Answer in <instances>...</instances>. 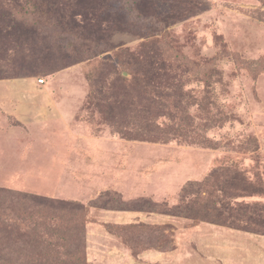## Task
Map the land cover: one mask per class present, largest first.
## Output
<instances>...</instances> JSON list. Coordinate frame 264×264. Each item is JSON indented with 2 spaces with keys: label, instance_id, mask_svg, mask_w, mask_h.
I'll use <instances>...</instances> for the list:
<instances>
[{
  "label": "rangeland",
  "instance_id": "374dc122",
  "mask_svg": "<svg viewBox=\"0 0 264 264\" xmlns=\"http://www.w3.org/2000/svg\"><path fill=\"white\" fill-rule=\"evenodd\" d=\"M51 2L0 42V264H92L67 225L174 201L136 264H264V0Z\"/></svg>",
  "mask_w": 264,
  "mask_h": 264
},
{
  "label": "trees",
  "instance_id": "16d2710c",
  "mask_svg": "<svg viewBox=\"0 0 264 264\" xmlns=\"http://www.w3.org/2000/svg\"><path fill=\"white\" fill-rule=\"evenodd\" d=\"M79 5H80V2H79ZM64 14L65 13L60 12V9H55V4L52 3L51 0H0V42L3 39H7L8 37H11L13 33L19 32L23 30V28H28L31 25L36 27L39 25L42 26V24L52 23V24H49L50 26H52L54 23L52 15H58L62 18H65ZM58 23H59L58 26L61 27V29L65 28V26H68L70 28L80 26L78 22L74 19V17L71 20L64 19V20L58 21ZM38 30L41 31L40 28ZM39 31H38V35H39ZM12 74H18V73H12ZM185 166H187V168L190 167L189 165H185ZM185 166H183L182 168H186ZM193 169H191L189 172H187V169L185 170L182 176V180L184 182L185 181L188 183L200 182V179L201 178L203 179L205 173L207 172L204 169L203 170H200L199 168L198 169L193 168ZM206 170H208L207 167H206ZM197 172L200 173V175H198ZM210 179H212V177ZM210 179L208 180L210 181ZM185 189H186L185 187L182 189V194L184 193ZM23 196H15V199H17L16 202H22V200H26L25 205L30 208L34 206L33 201H38L37 203H39L40 201L39 198L34 197V196L29 197V198L27 196H24V197ZM120 201L122 205L128 206V204L130 203L128 201H123V200H120ZM160 203L161 202H157L155 206H158ZM163 203H166V204H160V205L165 206L166 208H171L167 204V202H163ZM105 205L106 206H101V207H98V205H96L95 210L100 211V212L101 211H135V212H145L149 214H155L158 216L161 215L163 216L162 222L158 223V225H164L166 221H169V222L176 221V222L181 223V222H184L186 218H189L188 216L186 217V215L181 212L182 202L178 203V201H174L172 205L173 208L176 207L178 211L172 210V211H166V212H159L158 210L145 209L143 207L142 208H135V207L128 208L125 206L113 207L110 205V203H107ZM109 205L111 207H109ZM47 206L48 204H44V208H47ZM90 222L91 220L85 222L83 227L73 226L72 228V226H70L68 228V225H67V228H66L67 234H70L71 237L74 235L76 236V239L74 240V241H77L78 243L76 246L78 248L80 247L83 249L82 257H83V254L84 255L87 254L86 257L88 258V261H87L88 263H89V258H90L89 248H87V252H86L85 243H86V238H87V226ZM38 226L39 225L37 224L36 227ZM36 227L33 229L34 233L38 231ZM104 227L107 232L113 233L112 231H114L113 234H115L119 238L121 244L130 251L131 258L134 263H137L138 262L137 260H140V258L145 257V255H148L150 253L163 252L162 250L163 243L161 244V241H159L160 240L159 237L161 236V234L164 233V230L167 228V226L160 227V226H155V225L151 226V224H146V223H140V224L132 223V224H127V225L104 224ZM149 228H151L153 231H150ZM32 236L33 234L31 233V237ZM155 244L157 246H155ZM28 246L34 247V244H31V245L28 244L23 247H28ZM131 251H135V252L139 251L138 252L139 254H135V253L132 254ZM73 254L75 253L70 252V254L68 255V258H72ZM137 255L139 256L137 257ZM75 261L79 262L78 257L76 258ZM80 261H81V258H80Z\"/></svg>",
  "mask_w": 264,
  "mask_h": 264
},
{
  "label": "crops",
  "instance_id": "0c3cea01",
  "mask_svg": "<svg viewBox=\"0 0 264 264\" xmlns=\"http://www.w3.org/2000/svg\"><path fill=\"white\" fill-rule=\"evenodd\" d=\"M179 172L177 174L172 175V180L174 182L178 181V179H182L184 170L182 171V175H179ZM165 179L166 177L163 178L160 177V183L161 180H165ZM97 213H98L97 214L98 216H96L97 219L91 220V222L87 226V235L95 243L90 245L88 244L89 257L93 258L92 260L94 264H97V262H103L101 264H136L132 261L130 251L120 243L119 238L116 235L106 231L104 224H112V225H127L132 223L148 224L147 222L160 220L162 217L161 215L158 216L155 214H149L145 212H135V211H105L102 212L101 214L100 211H98ZM148 256L152 257V256H161V255L160 253L154 252L146 255L145 258H147ZM103 257H105L104 260ZM145 258L143 259L144 261L148 260ZM99 259H102L103 261H100Z\"/></svg>",
  "mask_w": 264,
  "mask_h": 264
},
{
  "label": "built area",
  "instance_id": "2783aa9c",
  "mask_svg": "<svg viewBox=\"0 0 264 264\" xmlns=\"http://www.w3.org/2000/svg\"><path fill=\"white\" fill-rule=\"evenodd\" d=\"M40 83H42V84H43V83H44V80H41V81H40Z\"/></svg>",
  "mask_w": 264,
  "mask_h": 264
}]
</instances>
